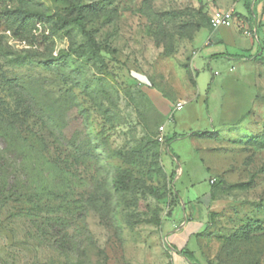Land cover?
I'll return each mask as SVG.
<instances>
[{"label":"rangeland","instance_id":"1","mask_svg":"<svg viewBox=\"0 0 264 264\" xmlns=\"http://www.w3.org/2000/svg\"><path fill=\"white\" fill-rule=\"evenodd\" d=\"M66 1L0 0V69L18 83L0 110V264H180L182 249L189 264H264V148L248 135L264 129V60L249 56H264V0H85L96 46L57 28ZM260 3L256 36L211 26L216 9ZM24 15L28 43L8 18ZM161 125L184 136L167 147ZM180 197L181 222L202 221L181 245Z\"/></svg>","mask_w":264,"mask_h":264},{"label":"trees","instance_id":"2","mask_svg":"<svg viewBox=\"0 0 264 264\" xmlns=\"http://www.w3.org/2000/svg\"><path fill=\"white\" fill-rule=\"evenodd\" d=\"M67 6L65 9L64 13H57L56 14V19L59 22L58 25V29L63 28L66 25L69 24H73L77 27H79L82 31V33L87 37V39L90 41L92 46H96V43L94 41V39L89 35V32L87 31V29L85 28L84 24H83V13L89 9V7H94V10L96 9L97 5L96 3H91L87 4L85 3V0H67ZM235 15L238 17H244L247 21L250 20L252 18V21L255 20V15L254 13L252 14L250 11V5L248 8V15L245 16L243 14H240L238 12H235ZM8 17V16H7ZM9 20L11 21L12 24H16V22H19L20 27L22 28V32H23V39H19L20 41H24L27 42L28 41L25 38H30L29 40H31L32 37L37 36L36 34V26L33 27V25L31 23H29V21H31L34 17H28V16H22L20 18L19 21H17V17H8ZM256 21V20H255ZM256 24L258 25V23L256 22ZM15 34V33H14ZM36 34V35H35ZM252 58L257 59V60H264V56H262V53H255L253 55H251ZM191 82L194 84V80H191ZM0 83L2 85L1 91L4 94V98H2V96H0V110L6 115L9 114L10 107H11V103L15 102L18 103V97L16 95L17 93V89H18V83L17 80L15 78H8L4 72H2V70L0 69ZM13 115V113H12ZM14 116V115H13ZM209 132L207 131H195L192 132L191 134H196V135H208ZM251 133V132H250ZM250 141L253 142V144L256 143L257 147H261L264 148V129H262L261 133H257L255 135H253V132L251 134H248ZM178 136H184L181 134H174L172 137H165L163 143H165V145H167L169 142L171 141V139L176 138ZM0 137H4V135L0 134ZM248 139V137H247ZM3 160V156H2V151H1V147H0V161ZM2 174V170L0 167V175ZM174 173H171V177H174ZM112 186L113 188L117 191L120 192L122 190H127L130 187V183H131V176L129 174L128 171L123 170V169H118L115 173V175L112 178ZM12 184L10 187H8L7 189H13L15 188V183H10ZM214 184V182L212 183ZM248 185V184H247ZM236 186H245L243 184H238ZM0 189H5V185L2 183V186L0 187ZM57 229L56 230V234L53 235L54 236V245L60 250V251H66L70 248V242H69V235L68 233L64 232V231H59L58 228H54ZM180 253L187 259H193V255L192 252L188 249H182L180 251Z\"/></svg>","mask_w":264,"mask_h":264},{"label":"crops","instance_id":"3","mask_svg":"<svg viewBox=\"0 0 264 264\" xmlns=\"http://www.w3.org/2000/svg\"><path fill=\"white\" fill-rule=\"evenodd\" d=\"M261 3L258 6V11L257 13L254 11V17L257 18L260 8ZM251 56V55H249ZM179 101V100H177ZM181 101V100H180ZM190 199L187 198L186 201L182 197H180V205L177 206L174 211H173V217L171 219V225L173 226L172 232H171V240H174L175 243H178L179 245L183 244L187 239L190 241L189 235L196 230H199L202 226V221L199 220H190V221H182L181 213L182 215L187 214L186 213V207L187 205L190 204ZM187 204V205H186ZM201 216H204V211L201 212ZM181 222V223H180ZM178 260H180V264H189L187 261V258H185L181 253L175 254L174 255ZM173 262H174V257H173Z\"/></svg>","mask_w":264,"mask_h":264},{"label":"built area","instance_id":"4","mask_svg":"<svg viewBox=\"0 0 264 264\" xmlns=\"http://www.w3.org/2000/svg\"><path fill=\"white\" fill-rule=\"evenodd\" d=\"M231 25H235L239 30H242L243 33L245 35H249V36H256V31H257V24L256 21L253 20L252 24H251V29H246L245 25L246 22L244 21V19L242 17H238L235 15V11L233 7H228L225 9H216L212 15L211 18V26L213 28H217L219 26H231ZM184 101H176L173 105H172V109H180L183 105ZM163 130H164V126L161 125L158 128V136L157 139L159 141H164V137H163ZM211 183L214 182L213 179L210 180Z\"/></svg>","mask_w":264,"mask_h":264}]
</instances>
